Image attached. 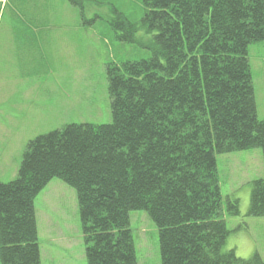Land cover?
<instances>
[{
	"label": "trees",
	"instance_id": "obj_1",
	"mask_svg": "<svg viewBox=\"0 0 264 264\" xmlns=\"http://www.w3.org/2000/svg\"><path fill=\"white\" fill-rule=\"evenodd\" d=\"M67 1L83 17L91 0ZM143 4L152 54L107 65L110 122L36 136L16 177L0 181V264H41L34 199L53 178L76 190L87 264H137L129 213L140 209L158 228L161 264H264L224 250L225 216L240 209L228 196L224 206L215 159L259 148L264 167L248 59L264 41V0ZM112 25L134 40L125 16ZM247 216L264 217V176L251 182Z\"/></svg>",
	"mask_w": 264,
	"mask_h": 264
},
{
	"label": "rangeland",
	"instance_id": "obj_2",
	"mask_svg": "<svg viewBox=\"0 0 264 264\" xmlns=\"http://www.w3.org/2000/svg\"><path fill=\"white\" fill-rule=\"evenodd\" d=\"M145 10L143 0H91L81 17L67 0H0L1 182L16 177L25 146L36 136L69 123L110 122L106 68L151 56L154 32L141 25ZM118 14L135 26L133 41L116 36L112 22ZM248 59L262 119L264 41L249 46ZM215 159L224 206L227 196L237 198L240 214L247 216L251 182L264 176L261 149L217 153ZM34 208L38 225L50 216L56 226V245L44 242L43 235L39 239L44 264H53L49 255L54 264H87L76 190L53 178L34 199ZM247 218L224 250L235 240L238 257L257 253L264 261V217ZM129 228L137 264H161L158 228L148 213L131 210Z\"/></svg>",
	"mask_w": 264,
	"mask_h": 264
},
{
	"label": "crops",
	"instance_id": "obj_3",
	"mask_svg": "<svg viewBox=\"0 0 264 264\" xmlns=\"http://www.w3.org/2000/svg\"><path fill=\"white\" fill-rule=\"evenodd\" d=\"M253 85H254V81H253ZM254 95H255V88H254ZM255 102H256V97H255ZM256 110H257V104H256ZM243 211L244 212L246 211V206H244V210ZM247 217L248 216H246V214H242V215L240 214V216H238V217L236 216L233 219H229V221L231 222L230 225L228 224L229 221L227 219H225L226 225H227L228 229L230 230V233H229V236H228V238L226 240V243L229 242L230 238L233 236L234 233H237V232H239V230L245 228L244 220L248 219ZM51 218L52 217H50V216L46 217L45 218L46 219L45 222H43V221L41 222V226L38 225V222H37L38 242H39L40 236L43 235L42 239H44V242H46V243H48L50 245H56V243H52V241H53L52 237L54 236L53 232L55 231L56 226H54L52 223L50 224V221L48 219H51ZM237 225H239V226H237ZM43 228H44V231L42 230ZM49 228H51L52 230L49 231ZM39 232H40V234H39ZM61 234H62V232H61ZM61 234L58 235V237H59L58 240H57L58 242H61V241H59V239H61V237H62V236H60ZM46 236L50 237V238L46 239ZM234 243H236L235 240H233L232 244H230L231 247H228V248H233L235 250ZM251 246H253V241H252ZM39 247H40L41 264H44V261L45 260L47 261V259H46L47 255H42L43 251H42V246H41L40 242H39ZM49 260L54 264L53 255H49L48 261Z\"/></svg>",
	"mask_w": 264,
	"mask_h": 264
}]
</instances>
